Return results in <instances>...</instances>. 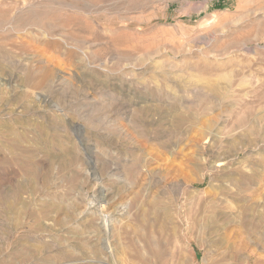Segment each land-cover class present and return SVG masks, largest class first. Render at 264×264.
<instances>
[{
  "label": "rangeland",
  "instance_id": "obj_1",
  "mask_svg": "<svg viewBox=\"0 0 264 264\" xmlns=\"http://www.w3.org/2000/svg\"><path fill=\"white\" fill-rule=\"evenodd\" d=\"M173 237L264 264V0H0V264H167Z\"/></svg>",
  "mask_w": 264,
  "mask_h": 264
},
{
  "label": "bare ground",
  "instance_id": "obj_2",
  "mask_svg": "<svg viewBox=\"0 0 264 264\" xmlns=\"http://www.w3.org/2000/svg\"><path fill=\"white\" fill-rule=\"evenodd\" d=\"M206 70V69H205ZM132 150V149H131ZM82 151V150H81ZM134 151V150H133ZM140 151V150H139ZM132 152V151H131ZM134 152H136V151H134ZM133 152V153H134ZM138 152V151H137ZM136 152V153H137ZM142 158V157H141ZM127 181V180H126ZM129 181V180H128ZM180 183H182V182H175L174 183V185H173V189H174V191H175V189H178V193L180 194L182 191H183V187H182V185L180 184ZM184 184V183H183ZM102 193L104 194V193H107V194H104V197L106 198V197H108L109 196V194H111V192L109 193V191L108 190H102ZM161 201L159 200V199H155V202H150V205H149V211H148V213L147 214H145L144 213V215H143V223H146V220L147 219H145L146 217H147V215L149 214V216H154L155 218H156V221H158V222H160V224H161V226H160V228H161V231L162 232H165L166 230H169V227H168V223H169V218H168V211H167V208L164 206V207H161ZM93 204L94 203H92L91 204V206L92 207H94L93 206ZM90 206V205H89ZM123 208V207H122ZM130 207H129V205H127V203H126V205H125V207L123 208V209H121V210H119V213H117V217L119 216V217H123V216H125V218H128V216H129V212H128V209H129ZM147 209H148V207H147ZM189 210V209H188ZM190 211V210H189ZM187 212V211H186ZM143 213V212H142ZM188 212H187V218H188ZM144 216H145V218H144ZM98 217V216H97ZM124 218V219H125ZM189 219V218H188ZM125 220H127V219H125ZM168 222H167V221ZM117 221H118V223H119V219H116L115 217H109V216H107V215H105V216H103V223L102 224H104L103 226H105V228L106 229H109V230H111L110 229V226H111V223L113 222H116V224H117ZM152 221V220H151ZM154 221V220H153ZM152 221V222H153ZM194 221H196V220H194ZM124 222V221H123ZM123 222H121V223H123ZM122 225V224H121ZM120 225V226H121ZM151 226H152V224H151ZM112 227V226H111ZM114 228H115V226H113ZM242 227H243V229H245L244 231L246 232V234L248 233L249 234V229H248V227H249V224H248V222L246 221V223H244L243 225H242ZM153 228V227H152ZM252 230V229H251ZM143 235V234H142ZM174 235V234H173ZM175 236H176V232H175ZM146 238V237H145ZM157 238V237H156ZM134 240V239H133ZM157 241V240H156ZM170 243V246L171 247H169V249H168V258H169V260L167 261V264H188L189 262L187 261V259H188V248L185 246V245H183V244H181V245H179L180 247H178V243L179 242H181L180 240H178L176 237H173V239H171L170 241H169ZM158 243V242H157ZM134 244H136V243H134ZM134 244H133V246H134ZM141 244V243H140ZM142 245V244H141ZM137 247H138V245H136ZM167 246V245H166ZM142 247V246H141ZM159 247V246H158ZM149 248V247H148ZM143 250H144V246H143V248H142ZM142 250V251H143ZM146 250V249H145ZM145 252V251H144ZM58 253V252H57ZM146 253H147V251H146ZM161 255V254H160ZM146 256H148V255H146ZM144 257V256H143ZM140 258H142V257H140ZM129 259V258H128ZM138 259V258H137ZM237 262H238V264H241L242 263V261H243V256H237ZM144 261V260H143ZM128 262V261H127ZM222 262V261H221ZM225 262V261H224ZM230 262V261H229ZM228 262V263H229ZM130 264L131 263H133V262H129ZM227 263V262H226ZM227 263V264H228ZM134 264V263H133ZM144 264V263H143ZM164 264V263H163ZM216 264H220V263H216Z\"/></svg>",
  "mask_w": 264,
  "mask_h": 264
}]
</instances>
